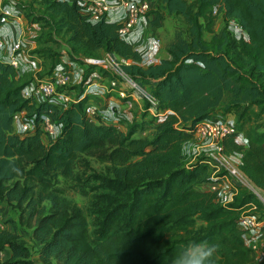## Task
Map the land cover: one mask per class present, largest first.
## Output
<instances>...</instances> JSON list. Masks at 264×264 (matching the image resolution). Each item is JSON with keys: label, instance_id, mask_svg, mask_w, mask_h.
<instances>
[{"label": "trees", "instance_id": "obj_1", "mask_svg": "<svg viewBox=\"0 0 264 264\" xmlns=\"http://www.w3.org/2000/svg\"><path fill=\"white\" fill-rule=\"evenodd\" d=\"M160 1L182 24L165 44L167 56L146 67L129 63L121 69L150 85L157 108L169 109L161 120L142 116L122 130L87 117L84 98L66 106L23 98L26 78L18 79L0 61V209L14 208L18 224L30 228L38 245L37 259H29L16 229L0 228V250L9 249L3 264H169L175 249L194 240L219 244L214 264H264L253 261L235 224L248 202L261 210L263 205L239 184L231 202L218 203L215 192L202 186L209 180L206 165H186L182 153L183 142L209 111H234L247 144L241 148L228 134L222 150H240L238 167L264 189V0ZM35 2L41 12L34 17L66 36L71 56L97 57L104 51L137 59L115 23L88 22L75 3L64 0ZM22 7L33 13L31 3ZM154 12L149 22L157 26L162 16ZM218 13L235 18L246 38L226 29L213 32ZM59 58L50 52V67ZM19 110L49 114L60 123L59 134L47 138L38 127L16 133L12 114ZM104 142L110 148L99 157L108 162L106 170L90 174L95 184L87 200L89 231L83 210L61 196L56 180L71 176L77 153Z\"/></svg>", "mask_w": 264, "mask_h": 264}, {"label": "built area", "instance_id": "obj_2", "mask_svg": "<svg viewBox=\"0 0 264 264\" xmlns=\"http://www.w3.org/2000/svg\"><path fill=\"white\" fill-rule=\"evenodd\" d=\"M64 1L75 3L80 14L88 22L102 20L115 23L117 35L132 47L137 54V59L108 52L111 56L107 55L98 60H90L89 56L78 55L83 61L81 65L76 60L77 57L61 54L59 61L38 78L36 73L41 68L40 61L30 51L33 41L31 39L35 36V23L31 19H25L24 9L17 1L9 0L2 3L0 0V61L10 65L15 75L16 73L28 74V78L20 88V95L23 98L60 103L64 106L84 98L82 111L87 117L97 123H111L124 130L119 126L120 121L117 120L116 112H114L117 101L110 96H107L102 103L89 98L93 85L99 87L93 80L95 73L89 64H97L100 67L110 68L122 81L117 91L120 98L129 97L138 105L142 103L143 108L151 112L155 120H161L169 109L157 108V99L154 95L121 69L122 64L129 63L146 67L157 63L161 58L158 41L147 34L146 17L155 14L151 0ZM212 12L215 13L216 8H213ZM10 28L11 33H9ZM233 36L246 38L244 31L241 36ZM99 57L100 55L91 58ZM110 84L113 85L114 80H111ZM78 85L81 88L73 94L74 87ZM125 114L126 118H131L130 121H132L131 113L126 111ZM12 123L13 130L18 134L38 127L47 138L52 139L60 132V123L54 121L47 113H41L36 117L33 114H27L25 110H19L12 114ZM228 134L233 136L234 142L241 148L246 146L247 139L237 128L234 114L209 111L207 116L198 121L193 135L182 144L184 163L187 165L193 161H199L206 165L209 180L202 186L215 192V200L218 203L224 205L231 202L237 191L236 184H239L249 189L264 207V189L256 186L238 167L241 151L236 150L226 154L222 150V139ZM235 224L243 244L250 250L253 261L264 262V210L250 201L239 212ZM0 228L4 226L0 225ZM7 256L4 249H1L0 260Z\"/></svg>", "mask_w": 264, "mask_h": 264}, {"label": "rangeland", "instance_id": "obj_3", "mask_svg": "<svg viewBox=\"0 0 264 264\" xmlns=\"http://www.w3.org/2000/svg\"><path fill=\"white\" fill-rule=\"evenodd\" d=\"M12 1V0H11ZM20 1L23 4L31 3L33 5V13H27L26 10H23V16L26 20L32 19L35 23V36L33 37L32 46L30 51L34 53L35 57L40 61V69L37 71L36 76L38 78L42 77L50 69V63L48 60V55L52 51H57L60 55L66 54L70 56L68 52V45L66 42V36L60 33H52L50 28L45 24L41 19H36L41 11L40 8H37V3L35 0H14ZM9 2V0H2V3ZM152 7L154 11H159L162 16L161 23L157 26L150 24L149 19L153 17V14L146 17L147 22V34L153 36L159 43V53L161 57L164 56L165 44L170 39L172 31L175 28L181 27L182 24L178 17L169 15L166 13L164 5L160 0H151ZM27 13V14H26ZM155 15V14H154ZM35 16V17H34ZM7 25V24H4ZM15 28V26H14ZM221 29H226L229 33L236 36H241L243 30L240 28L238 21L234 18H228L222 16L218 13L216 21L213 24V32H219ZM16 30V28H15ZM12 30L10 28L9 33ZM208 33H204L205 37H208ZM107 52L101 51L99 58H90V60H98L103 57H107ZM111 56V55H110ZM76 60L82 65V58L78 55ZM90 68L94 71L95 77L93 80L99 85L96 87L93 85L92 92L89 94V98L95 102L102 103L107 98V96L112 97L117 101V107L114 109L116 112V117L119 122V126L126 129L127 125L132 121H138L142 116L148 118L153 116L151 112L143 108V104L138 103L129 98H120L118 96V89L121 86L122 81L116 77L110 68L100 67L97 64H89ZM88 68V66H87ZM104 69H108L106 71ZM108 72V73H104ZM114 80V84H110V81ZM144 89L149 90L150 85L145 83L141 85ZM81 88L80 85L74 87L73 94L77 93ZM140 103V101H139ZM126 111L131 113V118H126ZM211 111L217 112V110L212 109ZM234 111H231L232 114ZM154 117V116H153ZM147 131V128H144L140 131V134H143ZM138 134V133H137ZM110 148V144L104 142L103 145L99 148H92L90 150L79 152L72 162V174L70 177L58 176L56 180V185L59 187L60 194L63 198L67 199L71 203H75L80 206L83 210L85 217L89 224V231L91 229L92 214L89 210L88 197L92 192V186L95 184V181L90 177L91 173L96 172H105L107 161L101 160L99 155L106 153ZM250 192V190L248 189ZM264 196V193H263ZM46 207L48 205L47 201L42 202ZM1 206V204H0ZM0 225L7 228H15L16 231L20 234L22 241L26 244L29 249V259L36 260V250L38 248L37 243L32 239L30 235V228L23 227L18 224L17 221V211L11 206L4 205L0 209ZM4 259L0 260V264H3Z\"/></svg>", "mask_w": 264, "mask_h": 264}, {"label": "clouds", "instance_id": "obj_4", "mask_svg": "<svg viewBox=\"0 0 264 264\" xmlns=\"http://www.w3.org/2000/svg\"><path fill=\"white\" fill-rule=\"evenodd\" d=\"M219 247V244L206 240H194L187 246L175 249L169 264H214Z\"/></svg>", "mask_w": 264, "mask_h": 264}, {"label": "crops", "instance_id": "obj_5", "mask_svg": "<svg viewBox=\"0 0 264 264\" xmlns=\"http://www.w3.org/2000/svg\"><path fill=\"white\" fill-rule=\"evenodd\" d=\"M165 56H167L166 55V53L164 54V56L163 57H165ZM18 79H22L23 77L24 78H28V74L27 73H16V75H15ZM25 79V80H26ZM186 149H187V151H188V149H189V146H188V142H187V144H186ZM4 253H5V255H8L9 254V249L8 248H4Z\"/></svg>", "mask_w": 264, "mask_h": 264}]
</instances>
